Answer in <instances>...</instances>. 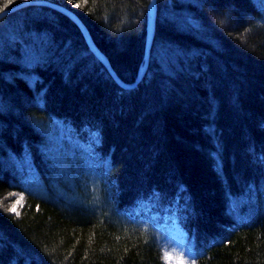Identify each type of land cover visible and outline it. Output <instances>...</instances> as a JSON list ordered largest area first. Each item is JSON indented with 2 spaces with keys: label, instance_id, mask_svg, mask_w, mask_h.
Listing matches in <instances>:
<instances>
[{
  "label": "trees",
  "instance_id": "trees-1",
  "mask_svg": "<svg viewBox=\"0 0 264 264\" xmlns=\"http://www.w3.org/2000/svg\"><path fill=\"white\" fill-rule=\"evenodd\" d=\"M49 1L136 79L150 0ZM156 8L132 87L66 13L0 19V264H166V214L195 264H264V0Z\"/></svg>",
  "mask_w": 264,
  "mask_h": 264
},
{
  "label": "water",
  "instance_id": "water-1",
  "mask_svg": "<svg viewBox=\"0 0 264 264\" xmlns=\"http://www.w3.org/2000/svg\"><path fill=\"white\" fill-rule=\"evenodd\" d=\"M29 5H45V6H49L52 7L54 9L60 10L64 13H66L67 15H69L76 23L77 25L80 27L85 40L90 48V50L92 51V53L103 63V65L106 67V69L109 71L110 75L113 77V79L119 83L121 86L123 87H132L134 86L143 76L147 65H148V61H149V56H150V50H151V46H152V38H153V29L155 26V22H156V15H157V8H156V0H150V4L148 7V11H147V20H146V38H145V49H144V64L142 66V68L140 69L136 79L133 82L130 83H126L124 81H122L114 72V70L112 69L108 59L106 58V56L104 54H102V52H100L96 46L94 45L88 31L86 30L85 26L83 25V23L78 19V17L72 13L71 11H69L66 7L58 4V3H54L52 1L49 0H23L20 3L7 8L3 11L0 12V19L3 18L4 16L8 15L11 12H14L20 8L29 6Z\"/></svg>",
  "mask_w": 264,
  "mask_h": 264
},
{
  "label": "rangeland",
  "instance_id": "rangeland-1",
  "mask_svg": "<svg viewBox=\"0 0 264 264\" xmlns=\"http://www.w3.org/2000/svg\"><path fill=\"white\" fill-rule=\"evenodd\" d=\"M6 197L5 206L8 209L21 204L16 194H9ZM155 226L160 234L166 264H195L193 243L188 239L174 214L164 215ZM165 253H169L171 259H167Z\"/></svg>",
  "mask_w": 264,
  "mask_h": 264
},
{
  "label": "snow or ice",
  "instance_id": "snow-or-ice-1",
  "mask_svg": "<svg viewBox=\"0 0 264 264\" xmlns=\"http://www.w3.org/2000/svg\"><path fill=\"white\" fill-rule=\"evenodd\" d=\"M76 6L79 7V4H77ZM0 11H2V9H0ZM17 203H19V201H17ZM9 211H13V212H15L16 209H15V207L13 206V207H11V208L9 209ZM165 256H166L167 259H171V255H170L169 253H165Z\"/></svg>",
  "mask_w": 264,
  "mask_h": 264
}]
</instances>
